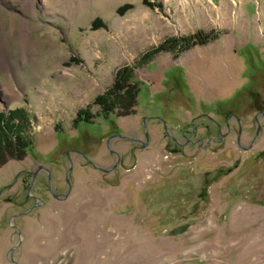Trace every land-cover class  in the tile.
I'll return each instance as SVG.
<instances>
[{
	"label": "rangeland",
	"instance_id": "obj_1",
	"mask_svg": "<svg viewBox=\"0 0 264 264\" xmlns=\"http://www.w3.org/2000/svg\"><path fill=\"white\" fill-rule=\"evenodd\" d=\"M28 1L0 0L1 120L33 147L0 166V264H264V0ZM123 68L137 105L105 117Z\"/></svg>",
	"mask_w": 264,
	"mask_h": 264
},
{
	"label": "trees",
	"instance_id": "obj_2",
	"mask_svg": "<svg viewBox=\"0 0 264 264\" xmlns=\"http://www.w3.org/2000/svg\"><path fill=\"white\" fill-rule=\"evenodd\" d=\"M127 9H129V6L124 7V10ZM96 24H98V26L104 27V24L99 19L96 20ZM96 24L94 22L92 25L96 27ZM174 41L168 39L158 49L152 51V54L156 55L162 51H173L174 47L172 44L177 43V41ZM183 48H186V45L183 46ZM132 72L133 68H123L119 70L112 89H109L105 94L97 98L98 104L103 107L104 114L107 115L105 117L112 115V113H114L115 107H117L119 103H121V105L126 108L125 113L121 115L119 114V116H125L134 113L133 109L137 105L139 89L137 84H131L133 81ZM11 115L10 122L8 119H5L4 121L1 120L2 118L4 119L5 114H0V122H5L4 125L0 126V166L5 165L11 159L22 160L26 155V152L33 148L31 145L32 142L26 136V122L24 120L21 122L18 119L19 116L20 118L24 117L22 109L12 111ZM15 121H17V123Z\"/></svg>",
	"mask_w": 264,
	"mask_h": 264
},
{
	"label": "flooded vegetation",
	"instance_id": "obj_3",
	"mask_svg": "<svg viewBox=\"0 0 264 264\" xmlns=\"http://www.w3.org/2000/svg\"><path fill=\"white\" fill-rule=\"evenodd\" d=\"M259 115H263L264 116V112L263 111H260V109H258V111L256 112V116H255V121H256V123H257V133H255L254 134V136L252 137V140H251V143H254L255 142V140H256V138L258 137V134L261 132V126H260V124H259ZM206 117H208L210 120H212L211 119V116L210 115H206ZM148 119H150V118H146V120H148ZM108 121V120H107ZM84 122H86V123H88L89 122V120H83V123ZM110 122V124H111V121H109ZM211 122H213V120L211 121ZM215 122V121H214ZM192 125H193V129L190 131V130H184V131H182V134H181V137H180V139H179V137H177L176 135H168L169 136V138L173 141V143H174V149L173 150H171V151H174V152H179L180 150H181V147L183 146V145H185V144H194V143H201L202 144V139L201 138H199V137H197V134H198V127L197 126H195L193 123H192ZM217 125H218V134L217 135H219L220 136V139H219V142H223L224 141V133L222 132V128H221V125L219 124V123H217ZM206 130H208V132H207V135H208V137H210V144L212 143V142H218L217 141V136H215V137H212V133H213V131L211 130V128H210V126L209 125H206L205 127H204ZM209 130H211V131H209ZM146 131V129H144V132ZM196 137L195 138V140H192V139H190L189 137ZM118 138H122L123 140H125V141H130V142H132V143H134V144H136V145H139V144H141L142 142L139 140V139H137V138H135V137H130V138H128L127 136H124V135H122V133H120L119 131H117V130H115L114 129V133H112V134H110L109 135V137H108V144H109V142H111V141H115L116 139H118ZM146 138H149V136H148V132H147V136H146ZM243 138V128H242V126L241 125H238V131H237V138H236V140H237V144L238 145H240L241 144V141L243 140L242 139ZM208 142V143H209ZM110 151L111 152H114L113 150H111L110 149ZM24 160V159H23ZM97 168H100V167H97ZM49 171L48 169H45L43 166H39L38 168H36V171L35 172H30L29 170H26V169H23L22 171H21V174H24V175H27L29 178H30V181H29V185H28V190H29V195L32 197V198H35V200H36V204L32 207V208H30L27 212H24V213H20V214H17V215H15L14 217H19V216H22V215H26L28 212H31V211H33V210H36V209H38L39 207H41V206H43L44 205V201H42V199H40V198H36L33 194H31V192H32V189L37 185V180H38V178H39V184H40V186L42 187V186H45V183L43 182V172L44 171ZM70 177V176H69ZM20 178V176L19 175H16V180H18ZM47 178H51V175H48V177ZM23 182H27L26 181V179H23ZM66 182H67V177H66ZM70 182V181H69ZM68 183V182H67ZM49 188H50V184H49ZM2 191V190H1ZM0 191V192H1ZM50 193L56 198V199H64L65 198V196H66V194H64V197L62 198V194H56L54 191H52L51 190V188H50ZM0 197H1V195H0ZM15 230H17V229H15Z\"/></svg>",
	"mask_w": 264,
	"mask_h": 264
},
{
	"label": "water",
	"instance_id": "obj_4",
	"mask_svg": "<svg viewBox=\"0 0 264 264\" xmlns=\"http://www.w3.org/2000/svg\"><path fill=\"white\" fill-rule=\"evenodd\" d=\"M100 169H102V168H100ZM102 171H105V170L102 169ZM67 182H68L69 187H70V189H71V183L69 182V173L67 174ZM188 226H189L188 224H186V225H184V226H180V227L174 229V230H173V233H174V234H181V233L185 232V231L188 229Z\"/></svg>",
	"mask_w": 264,
	"mask_h": 264
},
{
	"label": "bare ground",
	"instance_id": "obj_5",
	"mask_svg": "<svg viewBox=\"0 0 264 264\" xmlns=\"http://www.w3.org/2000/svg\"><path fill=\"white\" fill-rule=\"evenodd\" d=\"M37 0H31V1H28V3L30 4V3H32V4H35V2H36ZM46 1V0H45ZM84 0H83V3L82 4H80V5H82V7H83V5H84ZM26 44V43H25ZM26 47H27V45H25Z\"/></svg>",
	"mask_w": 264,
	"mask_h": 264
}]
</instances>
